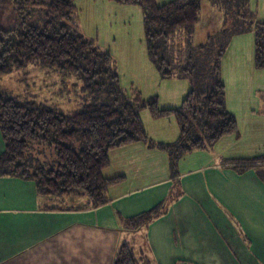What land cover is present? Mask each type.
Instances as JSON below:
<instances>
[{"label": "trees", "instance_id": "obj_1", "mask_svg": "<svg viewBox=\"0 0 264 264\" xmlns=\"http://www.w3.org/2000/svg\"><path fill=\"white\" fill-rule=\"evenodd\" d=\"M76 1L11 0L18 22L9 29L0 27V77L31 64L46 65L63 76L75 77L73 86L81 83L84 95L81 109L63 111L20 102L0 89V131L5 144L0 176L33 180L41 196L68 198L73 204L79 200L86 202L84 208L98 207L108 202L109 188L125 178L103 175L112 149L138 141L158 145L168 152L172 177L177 180L178 163L185 154L210 149L224 136H239L237 118L227 108L223 59L235 36L253 31L255 67L264 70V20L251 9L250 0H224L226 9L220 7L222 0H211L225 11L228 21L221 33L208 36L204 43L195 45L187 39L191 64L179 67L177 74L188 79L192 88L175 108L162 107L157 95L144 98L136 87L122 85L112 52L81 29ZM110 1L143 9L149 57L163 79H173V71L167 68L172 61L160 51L165 52L168 41L177 34L190 36L195 32L205 0L163 4L157 0ZM33 7L40 10H30ZM144 111L155 119L174 117L180 127L179 138L158 143L149 139L141 115ZM259 112L264 113V94ZM222 163L238 172L262 169L264 154L223 158ZM169 198L123 219V226L133 231L148 225L165 213ZM114 264L154 262L137 256L135 248L123 242Z\"/></svg>", "mask_w": 264, "mask_h": 264}, {"label": "crops", "instance_id": "obj_2", "mask_svg": "<svg viewBox=\"0 0 264 264\" xmlns=\"http://www.w3.org/2000/svg\"><path fill=\"white\" fill-rule=\"evenodd\" d=\"M94 1L93 5L104 7L100 5L104 0ZM250 6L264 20V0H250ZM133 8V16L143 19V9ZM254 66V32L235 36L223 59V79L227 108L237 118L239 136L227 135L210 149L185 154L178 163L177 180L168 152L143 141L109 152L110 164L103 175L125 178L109 188L108 202L98 207L41 196L33 180L0 176V264H114L123 242L154 264H264V219L244 217V211L253 209L255 195L264 193V180L254 173L256 169L238 172L222 163L223 158L253 156L264 147V113L259 112L257 96L258 89L264 91V71L255 73ZM145 67L148 82H139L141 72L124 73L121 67L123 81L138 87L145 98L159 96L164 108L179 107L191 82L163 80L150 57ZM256 74L262 79L256 81L255 90ZM141 115L149 139L158 143L179 138L174 117L155 119L149 111ZM4 149L0 131V154ZM259 168L264 169V164ZM168 198L165 213L148 225L133 231L123 226V219ZM230 215L240 219L245 233L238 232Z\"/></svg>", "mask_w": 264, "mask_h": 264}, {"label": "rangeland", "instance_id": "obj_3", "mask_svg": "<svg viewBox=\"0 0 264 264\" xmlns=\"http://www.w3.org/2000/svg\"><path fill=\"white\" fill-rule=\"evenodd\" d=\"M104 1L105 4L100 3L104 7L93 5L94 0L76 1L79 15L78 21L81 29L89 37L98 39L105 49L112 52L116 59L124 87L131 88L128 87L129 82L123 81V76L120 72L121 67L125 71L124 73H127L126 70L129 71L130 69L141 72L143 80L138 81L142 84L148 82L150 74L146 73L145 62L149 56L145 40V29L143 19H140L137 15L133 16V7L136 6H122L115 2ZM221 5L226 9L227 3L224 0L220 2V7ZM220 7L211 0L203 1V9L200 15L201 24L197 26L195 32L190 36L183 34V32L177 34L175 38L168 41L169 44L167 43L166 51H160L162 56L170 57L172 64L167 68L168 71H173L174 78L181 79L178 77L179 74H177L179 67L187 68V65L191 64L190 60L187 59V39L193 44L198 45L206 42L208 36H216L223 31V25L227 23L228 19L225 11ZM30 10L37 11L40 9L33 7ZM255 12L257 14V11ZM38 18H40L39 15H37V20ZM208 21H211L212 25H209ZM17 22L18 12H16L11 0H0V27L9 29L14 27ZM143 64L144 66H141ZM157 71L159 72L158 69ZM254 71L258 73L264 70H259L254 66ZM160 76L162 77L161 74ZM253 78L254 89L256 90V81H261L262 78L261 76H257V74ZM189 79L192 80L191 78ZM74 82H76L75 77L71 75L63 76L60 71L49 66L31 64L23 70H17L0 77V89L6 96L14 97L20 102L41 103L58 110L73 111L81 109L82 96L84 95V91H81V83L74 87ZM136 88L143 96L142 91L138 87ZM263 94L264 92L261 89L257 90V96L261 103L263 101ZM259 154H264V147L252 157ZM254 173L264 177V169H257ZM251 201L252 199L249 197L247 202ZM244 213L245 218L248 217L253 220L264 219V193L260 197L255 195L253 209L244 211ZM231 218L232 223L239 230L238 232L245 233V227L240 219H236L233 215ZM214 228H219V226L215 225ZM246 228L248 229L247 226ZM254 228L258 230L259 227L254 226ZM212 230H214L213 227Z\"/></svg>", "mask_w": 264, "mask_h": 264}]
</instances>
